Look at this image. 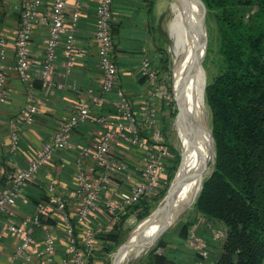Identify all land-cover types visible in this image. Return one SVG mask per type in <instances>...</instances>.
I'll list each match as a JSON object with an SVG mask.
<instances>
[{
  "label": "built area",
  "instance_id": "obj_1",
  "mask_svg": "<svg viewBox=\"0 0 264 264\" xmlns=\"http://www.w3.org/2000/svg\"><path fill=\"white\" fill-rule=\"evenodd\" d=\"M65 1L52 0L51 9L42 11L45 0H23L11 50L0 29V109L8 96L6 62L9 52L14 55L17 77L27 90L29 105L8 122L9 161L21 156V134L25 126L35 125L42 114L31 79L35 31L48 28L39 73L45 94L56 87L53 71L59 48L63 46L68 74L78 58L84 56L76 36L83 0H74L69 21H66ZM113 4L114 0H100L97 8L94 40L101 73L100 93L89 88L70 116L51 133L49 140L25 156V167L17 169L9 182L0 188L1 219L8 210L17 207L19 200H27L31 183L45 179L43 192L47 202L39 203L32 216L7 227V231L20 240L11 255L12 261L39 264L36 260L42 258L52 264L56 250L64 246L70 258H63L58 264H90L98 238L107 231L101 224L94 225L93 219L102 216L112 224L123 222L136 206L154 193L167 168L171 154L159 109L163 104L164 85L149 60L142 63V73L150 91L143 95L139 107L118 85ZM73 87L77 89V85ZM110 95L115 100L111 111H106L110 107ZM81 129L89 132L91 138L75 141L73 136ZM132 156L136 158V164L131 163ZM65 174L69 175L67 182L63 181ZM45 218L53 219L54 228L44 223ZM202 224L210 231L216 249L199 234ZM198 226L189 228L187 244L203 261L214 264L212 254H220L227 229L221 224L215 227L206 219ZM35 231L43 233L44 246L36 256L33 251L37 247L33 237Z\"/></svg>",
  "mask_w": 264,
  "mask_h": 264
},
{
  "label": "crops",
  "instance_id": "obj_2",
  "mask_svg": "<svg viewBox=\"0 0 264 264\" xmlns=\"http://www.w3.org/2000/svg\"><path fill=\"white\" fill-rule=\"evenodd\" d=\"M23 0H0V29L6 38L9 48L13 45L16 34L15 24L21 11ZM171 0H114L113 4V36L115 47V63L118 67V85L129 93L136 107L141 105L143 95L150 91L147 79L142 73V63L149 60L158 76L163 79L165 76V34L167 29V14ZM100 0H83L82 13L76 30L78 42L84 52L80 56L71 73L66 70V61L63 53V46L57 52V60L53 71V81L56 87L45 94L44 85L39 78L41 63L44 56V44L48 28H38L33 37V59L31 65V79L39 98V108L42 114L37 117L35 125H27L22 131L21 156L14 161L7 157L10 142V129L8 122L20 112L28 108L27 90L17 77L14 55L9 52L6 62V70L9 78L7 99L0 109V188L4 186L19 168L26 165L25 156L31 153L32 149L49 140L51 133L57 129L74 111L79 101L85 96L87 90L93 87L98 93L101 80L99 62L97 58V44L94 40L97 8ZM52 0H45L44 8L51 9ZM74 10V0L65 1L66 21H69ZM168 30V29H167ZM74 84L77 89H74ZM48 98V101H47ZM115 100L113 95L109 96L111 111ZM160 116L163 108L160 107ZM105 111V112H106ZM165 127V126H164ZM163 127V128H164ZM93 137V135H92ZM91 138V134L81 129L73 136L75 141ZM73 154H71V157ZM131 163L136 164L137 160L131 157ZM68 174L63 176L67 182ZM62 181V180H61ZM62 181V182H63ZM45 179L30 184L27 190V200H19L17 207L8 210L0 219V264H26L21 260L12 261L11 255L14 248L19 245L18 237L10 234L7 227L10 223H16L25 217H30L35 212L36 206L41 202H47L46 194L43 192ZM63 182V183H64ZM74 207V204H73ZM201 218L191 219L182 223L178 228L165 236L141 264H213L202 260L200 255L195 254L187 244L189 228L199 225L204 220ZM194 222V224H192ZM44 223L54 228L55 222L51 218H45ZM94 225H103L107 230L120 226L122 222L110 223L104 217H95ZM199 231L210 235L206 225L202 224ZM205 225V226H204ZM198 226V227H199ZM188 229V231H185ZM120 230V229H119ZM114 230V234L120 238V231ZM161 233V232H160ZM156 236L157 240L159 235ZM37 247L33 249L34 254L43 249V233H33ZM156 238L151 243H156ZM108 246L113 245L108 242ZM105 244L96 242L95 255L91 264H104L107 253L103 252ZM56 259L52 264H58L63 258H70L64 246L56 250ZM39 264H48L42 258L36 260Z\"/></svg>",
  "mask_w": 264,
  "mask_h": 264
},
{
  "label": "trees",
  "instance_id": "obj_3",
  "mask_svg": "<svg viewBox=\"0 0 264 264\" xmlns=\"http://www.w3.org/2000/svg\"><path fill=\"white\" fill-rule=\"evenodd\" d=\"M203 2L218 13L221 24L218 72L206 87L218 159L216 172L198 197L197 211L214 226L223 222L227 227L220 254H212L214 264H264V0ZM251 6L254 16L244 21L241 11ZM171 167L170 155L156 190L140 204L157 195ZM116 229L98 238L105 244L103 252L118 245ZM199 234L216 249L211 233Z\"/></svg>",
  "mask_w": 264,
  "mask_h": 264
},
{
  "label": "rangeland",
  "instance_id": "obj_4",
  "mask_svg": "<svg viewBox=\"0 0 264 264\" xmlns=\"http://www.w3.org/2000/svg\"><path fill=\"white\" fill-rule=\"evenodd\" d=\"M166 2V0H160ZM184 0H171L169 5V15L167 14L166 22L167 29L165 34V52L164 61L166 65L165 76L162 79L164 85V97L162 104V116L161 122L164 127L166 143L170 149V154L173 158V167H171L166 183L163 184L162 189L157 192V195L150 200L147 205L140 204L138 208L128 218L120 224V240L118 245L114 246L107 252L106 260L104 264H113V261L120 256L121 247L132 236H136L141 233L142 229L146 227L150 218L159 212L161 215L168 209V203L174 195L177 194L180 186V178L182 175V169L191 157V149L189 145L188 137L185 134L186 121L183 119V98L186 88L190 83L193 76L192 68L189 62L183 58L185 52L178 48L176 45V38L170 33V25L175 19V15L179 10L184 7L182 5ZM201 5V6H200ZM215 11L208 9L203 0H199L198 12L194 20L190 23V32L186 34V39L197 48L198 54L196 59L199 63L198 80L200 95L197 97L201 103V110L205 114V125L202 127L204 136L210 144L207 151V156L201 168H203L204 180L200 183L198 190L194 191V194L188 199L184 207H182V215L174 222V224L165 231L162 230L159 239L156 238V243H151L148 240L147 244L141 246L143 248L141 253L133 252L125 261L124 264H141L145 258L152 253L159 242L171 233L174 229L178 228L182 223L189 220L201 218V214L197 211L198 197L203 189L204 184L214 175L217 167L218 151L217 143L212 130V112L206 99V87L217 75L218 64L220 60V20L217 17ZM254 16V8L244 7L241 11V18L244 21H251ZM205 20V24H204ZM204 42L206 48L204 49ZM181 51V52H180ZM183 55V56H182ZM177 56V57H176ZM183 58L180 60L178 57ZM178 59L180 63H178ZM191 72V73H190ZM172 90L174 93V99L172 97ZM176 113L181 115L179 127L174 125L176 122ZM177 114V115H178ZM182 132V133H181ZM183 140V142H181ZM185 140V141H184ZM177 178V180H176ZM177 183V184H176ZM175 187L173 188V185ZM179 185V186H178ZM202 185V188H201ZM147 209H145V207ZM147 211V216L145 211ZM223 227L227 229L223 222H219ZM137 253V254H136ZM141 254V255H139ZM114 255V256H113Z\"/></svg>",
  "mask_w": 264,
  "mask_h": 264
},
{
  "label": "bare ground",
  "instance_id": "obj_5",
  "mask_svg": "<svg viewBox=\"0 0 264 264\" xmlns=\"http://www.w3.org/2000/svg\"><path fill=\"white\" fill-rule=\"evenodd\" d=\"M182 5H184V7L175 15L176 17L172 21L169 31L175 36L178 48L182 50L183 53L185 52V55L182 56L189 62L193 72V76L186 88L183 98V119L186 121L184 123L186 124L184 130L189 140L188 146H190L191 149V157L185 168L182 169L178 192L168 203V209L162 215L156 212L150 218L146 227L142 229L141 233L130 238L133 241L132 246L121 252L116 264H124V261L133 252L141 253L143 250L141 246L146 245L148 240H154L156 236L165 229V226L175 222L180 215H182V207H184L188 199L194 194V191L198 190L200 183L204 180V175L202 173L203 168H201V165L206 159L210 144L206 140L202 130V127L205 125V114L201 110L202 101L200 103V100L197 99L200 95L199 85L197 83L199 63L196 56L198 51L191 41L185 37L186 34L190 32V23L194 20L198 12L199 0H184ZM178 58L183 60L181 56ZM179 59L178 63H180ZM174 93L175 92L172 90L173 99ZM177 114L178 113H176L177 117H175L176 122H174V125L179 127L181 115ZM181 142H183V140ZM174 187L175 184L173 185V188Z\"/></svg>",
  "mask_w": 264,
  "mask_h": 264
},
{
  "label": "water",
  "instance_id": "obj_6",
  "mask_svg": "<svg viewBox=\"0 0 264 264\" xmlns=\"http://www.w3.org/2000/svg\"><path fill=\"white\" fill-rule=\"evenodd\" d=\"M204 24H205V20H204ZM206 48V43L204 42V49ZM174 224V222L172 224H169L167 226H165V231L168 230L172 225ZM164 228V227H163ZM133 241L131 239L127 240L123 246L121 247L120 251H123L124 249L129 248L130 246H132ZM113 264H116V260L113 261Z\"/></svg>",
  "mask_w": 264,
  "mask_h": 264
}]
</instances>
